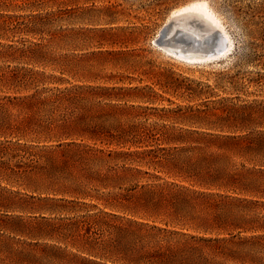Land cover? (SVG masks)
I'll use <instances>...</instances> for the list:
<instances>
[{
    "label": "trees",
    "instance_id": "obj_1",
    "mask_svg": "<svg viewBox=\"0 0 264 264\" xmlns=\"http://www.w3.org/2000/svg\"><path fill=\"white\" fill-rule=\"evenodd\" d=\"M42 1L0 4V264H264V98L156 121V68L125 34L55 27L100 21L96 0Z\"/></svg>",
    "mask_w": 264,
    "mask_h": 264
},
{
    "label": "rangeland",
    "instance_id": "obj_2",
    "mask_svg": "<svg viewBox=\"0 0 264 264\" xmlns=\"http://www.w3.org/2000/svg\"><path fill=\"white\" fill-rule=\"evenodd\" d=\"M191 1L194 0H96L97 8L102 10H97L90 16L100 21L91 22L90 19L75 23L59 21L55 27L66 28L74 25L114 27L125 34L124 39L128 41V47L137 48L140 53L137 57L143 64L137 65L140 71L147 69L150 64H154L156 68V119H154L156 121L160 120L158 115L163 113L159 108L174 106L173 101L206 108L215 105L214 101L224 96H238L242 100L264 98V0H204L221 21L220 31L225 36L228 49L213 59L187 62L160 48L157 39L164 26L172 20L173 11ZM42 2H44V11L78 5L86 7L83 0H43ZM0 4H11L17 13L30 12L26 7V0H0ZM183 25L191 26L192 22L186 20ZM196 25L193 23L191 27L195 28ZM176 31L183 34H175L172 31L168 37L169 43H179L185 48L196 45L186 36L189 33H185L184 28H176ZM212 34L213 32L209 31L201 37L202 47L211 46ZM120 46L105 44L103 48ZM63 51L71 52L72 48ZM84 51L77 50V52ZM130 64L134 63L130 61ZM105 66L109 72H123L137 79L142 77L144 84L151 82L140 71L134 72L131 69L117 67L112 61H107ZM171 70L183 83L179 95L165 91L157 84V79L161 77L168 82L161 71L169 74ZM259 78L262 81H258ZM249 79L252 80L250 83Z\"/></svg>",
    "mask_w": 264,
    "mask_h": 264
},
{
    "label": "bare ground",
    "instance_id": "obj_3",
    "mask_svg": "<svg viewBox=\"0 0 264 264\" xmlns=\"http://www.w3.org/2000/svg\"><path fill=\"white\" fill-rule=\"evenodd\" d=\"M189 13L191 14L187 16L186 14H189ZM184 14L187 16L186 18H184ZM194 16L199 17L200 20L202 21V25L200 27H198V24L196 25L195 28L191 27L193 23L196 24L195 22H192V20H194ZM172 18H179L178 22L175 24L176 28L178 29L184 28V32L189 33L187 34L188 36L193 37L197 40H200L201 42L203 41L201 40V37H203V35L207 34L209 31L213 32L209 24L214 26V28L219 31H220V28L222 27L220 19L217 17V15L214 13L212 8H210V6L204 0H194L176 9L175 11H173ZM186 20H189L190 22H192V25L191 26L183 25V22H186ZM164 28L162 29V31L164 30ZM162 31L160 33V36L162 34ZM171 32L170 31L167 32V40H168V37L171 35ZM223 37L225 38V36ZM224 38H222V40ZM159 47L167 51L170 55L177 57L178 59H181L183 61H187V62H199V61L213 59V57L216 58L215 56L220 55L222 52L228 49V45L226 44H224V46L218 51H216L215 53L208 52L207 47H205V45L204 47H202V44H201V47L199 48H197L198 47L197 44L190 45L189 47L185 48V46H182L179 43H174V44L169 43L166 46H163V47L159 46Z\"/></svg>",
    "mask_w": 264,
    "mask_h": 264
},
{
    "label": "water",
    "instance_id": "obj_4",
    "mask_svg": "<svg viewBox=\"0 0 264 264\" xmlns=\"http://www.w3.org/2000/svg\"><path fill=\"white\" fill-rule=\"evenodd\" d=\"M190 14L191 13L186 14V15L189 16ZM186 15L184 14V18L187 17ZM182 16H183V14H182ZM178 19L179 18H172V20L167 25H165V28L162 31L160 38L157 40V43L159 46L163 47V46H166L167 44H169V42L167 40V32L168 31H170V32L174 31L175 34H179V32L176 31V27H175V24L178 22ZM192 22H195L196 24H198V27H200L202 25V21L197 16H194V20H192ZM209 26L213 30V34H212L213 39L211 42V46L207 47V50H208V52L215 53L216 51H218L219 49H221L224 46L225 38L223 37L224 34L222 32H220L219 30H216L214 28V26H212L210 24H209ZM220 36L224 39L222 40V38ZM188 38H190L193 43L197 44V46H198L197 48L201 47L202 42L200 40H197V39L190 37V36H188Z\"/></svg>",
    "mask_w": 264,
    "mask_h": 264
}]
</instances>
